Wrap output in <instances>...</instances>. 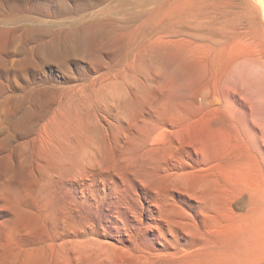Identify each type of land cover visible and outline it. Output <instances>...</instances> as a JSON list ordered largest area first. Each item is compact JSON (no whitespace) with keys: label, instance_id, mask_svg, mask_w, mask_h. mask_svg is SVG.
Masks as SVG:
<instances>
[{"label":"rangeland","instance_id":"1","mask_svg":"<svg viewBox=\"0 0 264 264\" xmlns=\"http://www.w3.org/2000/svg\"><path fill=\"white\" fill-rule=\"evenodd\" d=\"M230 2L237 7L249 6V16L253 13L247 36L238 37L231 31L238 24L235 16L191 17L174 27L176 36H161L190 47L203 46L208 57L223 58L222 62L233 53L245 54L249 66L264 74V0ZM157 5L168 8L165 0H0V264H74L65 253L67 248L60 246L98 243L140 246L153 255L169 256L178 252L176 246H187L185 257L161 260L163 264H264V129H258L264 127V93L254 96L249 89L241 96L257 103V116L251 114L250 104L247 118L241 105H236L239 115L249 120V146L246 148L240 133L218 135L227 156L216 158L210 166H218L211 172L213 177L218 173L224 177L230 169L246 167L244 154L249 149V195L247 183L235 174L230 211L221 210L212 219L194 210L187 197L180 199L174 190L168 192L178 207H170L167 221L180 208L194 224L190 231L195 234L186 238L181 231V237L178 233L176 237L174 229L173 233L166 230L168 225L162 221L164 236L156 232L153 226L159 218L148 212L151 194H145L147 189L137 180L124 182L116 172L105 170L80 180L73 169L62 166L67 163L60 164L54 143L42 142L46 135L63 143L66 137L86 131L108 132L110 124L125 130L124 121L135 112L149 119V107L164 99L158 90L165 86L170 72L163 68L159 55L141 44L140 37L129 40L132 31L148 23L149 11ZM90 22L99 26L95 51L90 55L78 50L68 56L61 53L63 48L76 49L80 36L75 31ZM110 27L117 31L111 33ZM57 42L62 47L54 50ZM223 43L227 45L223 47ZM139 56L146 58V64L137 61ZM237 69L238 76L241 68ZM223 73L224 68L220 78ZM101 77L105 81L94 84ZM233 86L225 84L231 90ZM41 93L37 101L35 96ZM219 97L210 98L213 105H206L207 113L202 115L216 127L226 123L225 114L216 111ZM183 105L186 109L188 102L183 101ZM37 107L41 114L36 124L29 130L16 129L15 120ZM173 114L179 124L188 119L182 107ZM122 130L120 139L125 135ZM128 134L136 132L131 128ZM168 137L166 140L172 141ZM181 147L174 149L175 159L181 157L184 166L194 164L190 148ZM160 154L157 162L173 163L172 154L165 159ZM17 205L23 210L21 219L13 216ZM135 213L142 216L141 222Z\"/></svg>","mask_w":264,"mask_h":264},{"label":"bare ground","instance_id":"2","mask_svg":"<svg viewBox=\"0 0 264 264\" xmlns=\"http://www.w3.org/2000/svg\"><path fill=\"white\" fill-rule=\"evenodd\" d=\"M165 1L168 8L164 9L161 5H157L150 10L149 17L146 20L148 23H143L135 31H132L129 40L131 42L133 37H140L141 44L159 55L163 68L170 72L165 86L161 87L162 90H158L159 92L162 91L164 99L153 103L149 107V119H146L142 113L135 112L132 117L124 121L127 127L125 130H122L119 126L115 127L119 133L112 127L114 125L109 123L108 132L104 130L105 128H102L103 132L95 134L86 131L79 136L74 135L73 138L66 137L63 143L46 135L42 142L44 145L54 143L56 156L61 161L60 164L67 163L62 164V166L73 169L75 177L80 178V180H89L93 177V172L104 170L111 173L116 172L124 182H128L130 179L137 180L139 184L141 183L147 189L145 194L148 191L151 194V205L148 212H153L159 218V222L155 221L156 225L151 224L157 230L156 232L164 236L161 228L163 226L162 222H165L164 224L168 225L166 230L173 233L174 229L175 235L178 233V236H180L181 231L184 238H186L185 236L194 233L190 231L192 230L190 227H194V224L190 223L191 221L185 217L180 208H178L179 213H176L171 221H167L168 217L166 216L170 213V207L174 206L175 209L178 207L175 199L167 195L170 190H174L180 199L187 197L194 205V210L212 219L219 216L221 210L230 211L231 206L229 203L234 194V178L237 175L247 183L249 195V149L248 151L245 150V154V151H243L246 167H238L237 171L230 169V171L224 173V177L219 176V173L218 177H213L211 172L216 170L218 166L215 164L213 167L210 166L216 158L220 159L228 152L224 149V142L218 138V135L232 131L237 134L240 133L246 148L249 146V120L246 119L249 117V104L253 116H257L260 110H257V103H249L247 99H242L241 96L242 93H247L249 89H251L254 96L262 95L264 93V74H260L256 67L249 66V57H246L245 54L233 53L229 56L227 62H222L223 58L221 61L217 57H208L203 46L193 45L194 47H190L181 41L166 39V37L161 36V34L176 36L177 33L174 32V27L191 17L196 19L198 17L217 18L223 16H235L234 19L238 20L236 21L238 24H233L231 31L238 37L241 35L247 36L249 29L252 27L249 24V17L253 14L251 12L252 14L250 13L249 16V11H251L249 6L237 7L230 0ZM149 26L150 28H148ZM98 29V23L90 22L75 31L80 36V44L75 46L76 49H61L62 46L59 42L53 46V49H61L60 52H64L65 56L70 55L74 50L90 55L98 45L96 40ZM241 29L244 32L238 33ZM108 31L115 33L117 29L110 27ZM221 32H224L223 28ZM136 38H133V40ZM64 43H67L66 40H64ZM225 43H223V47L227 45ZM228 49L230 50L231 46ZM137 61L142 64L147 62L146 58L140 56L137 57ZM23 64L26 65L27 63ZM223 68L224 73L220 78L219 74ZM237 68H241L238 76L235 71ZM105 77L96 79L94 84L99 81L103 83ZM250 80L252 83L249 82ZM229 82L234 85V89L231 90L229 87H225V84ZM219 94L221 103L216 111L225 114L226 123L216 127L209 120L204 119L202 115L207 113L206 105H213V100H210V98L219 96ZM42 96L43 93L38 94L35 99L38 101ZM183 101L188 102L186 109ZM237 104L244 109L246 118L239 115L236 108ZM177 107H182L187 111L188 119L183 124H179L178 120L175 119L176 116L174 117L173 113ZM261 107L264 110V105ZM40 114L39 107L28 109L23 116L15 120V128L23 131L29 130L32 125L36 124ZM164 126H166V130H163ZM131 128L134 129L136 134H128V130ZM258 129L263 130L264 127ZM121 130L122 132L125 131L122 139H120L122 137L120 135L123 134ZM167 137H171L170 140L172 141H167L169 140H166ZM174 144L179 146H173ZM183 144L186 148H190L192 156H195L194 164L188 163V166H184L181 157L175 159L174 149L180 146L184 149ZM165 148H168V152H165ZM159 152L161 158L164 159L172 154L171 160H174L173 163L168 164L166 160V163L164 161L162 163L157 162L156 158ZM150 188H152V191ZM174 207L172 208L174 209ZM142 210L144 209L142 208ZM131 212L134 214L132 210ZM13 216L16 219L22 218L23 210L20 205L13 208ZM140 216L135 213L134 217L141 222ZM169 216L171 217V215ZM98 244L93 246H60V249L67 248V251L64 252L70 255L73 262H75L74 264H161L166 259L174 257L180 259L188 253L187 246H185V249L184 246H174L178 248V252L169 256L166 254L159 255L157 252V255H153L149 253L151 251L148 252V248L146 251L140 246ZM163 247L167 249L170 246ZM155 260L160 261L158 263Z\"/></svg>","mask_w":264,"mask_h":264}]
</instances>
